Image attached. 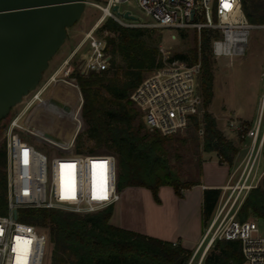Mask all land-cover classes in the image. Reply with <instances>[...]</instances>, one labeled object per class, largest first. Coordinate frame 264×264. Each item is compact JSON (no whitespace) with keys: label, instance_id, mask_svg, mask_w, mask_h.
Returning <instances> with one entry per match:
<instances>
[{"label":"built area","instance_id":"2783aa9c","mask_svg":"<svg viewBox=\"0 0 264 264\" xmlns=\"http://www.w3.org/2000/svg\"><path fill=\"white\" fill-rule=\"evenodd\" d=\"M129 0H108L95 3L103 12L87 31L65 61L55 71L50 82L63 71L67 77L74 70L70 60L83 46L86 54L80 71H103L110 67L111 53L106 36L97 30L107 16L118 19L113 6ZM139 6L154 18L153 26L177 30H194L201 37L203 30L212 32V54L225 65L235 55L247 50L253 24L248 20L241 0H137ZM117 13V14H116ZM170 57V56H169ZM164 59V64L153 70L135 87L130 98L142 110L146 126L162 135H173L195 122L204 135V98L201 90L202 61L193 64L180 58ZM68 68L66 69V66ZM76 85L74 81L70 82ZM48 85L36 88L33 98L5 124L4 143L7 153L8 212L0 215V264H44L49 235L36 225L19 219L21 208H56L78 213L96 212L121 199L117 188V159L112 153L77 152L75 139L82 127L80 104L73 110L76 131L65 143L46 138L44 130L35 128L28 117V109L35 103H47L43 93ZM264 104L258 119L244 136L250 139L246 151L237 164L230 165L226 183L218 187L220 196L213 215L194 251L191 262L206 245L205 253L217 239L241 241L242 264H264V236L254 218L241 220L238 212L249 192L257 187L264 168ZM61 115H67L60 112ZM231 129L239 131L235 120ZM23 131V132H22ZM29 133L39 140L58 146L59 153L49 155L26 137ZM222 157L219 156V160ZM261 171V172H260ZM17 210V215L14 211ZM201 258V260H202ZM201 262V261H200ZM200 264V263H199Z\"/></svg>","mask_w":264,"mask_h":264},{"label":"trees","instance_id":"16d2710c","mask_svg":"<svg viewBox=\"0 0 264 264\" xmlns=\"http://www.w3.org/2000/svg\"><path fill=\"white\" fill-rule=\"evenodd\" d=\"M241 1L248 20L263 24L264 0ZM102 22L98 30L114 34L106 36L112 54L110 67L103 71H72L83 94L81 115L86 124L83 133L75 139V150L114 154L120 192L130 186H143L151 190L154 200L161 202L160 187L171 185L182 196L184 190L201 184V180L182 179L169 162L167 142L171 135L149 130L140 118L142 110L130 98L145 73L164 64L162 53L158 46L149 43L147 28L124 25L112 16ZM195 33L196 46L190 52H177L168 59L180 58L189 64L202 61L203 148L217 152L223 162L232 164L239 147L217 126L208 109L214 97L215 80L212 32L203 30L201 37ZM190 127L197 128L195 118ZM6 167L4 146L0 149V215L8 212ZM219 196V188H204L203 226L211 219ZM113 213L114 205L90 213L30 207L19 209V219L48 233L49 264H188L191 261L195 249L180 241L116 225L111 221ZM251 216L264 219V176L238 212L241 220ZM243 260L240 240L217 239L200 264H242Z\"/></svg>","mask_w":264,"mask_h":264},{"label":"rangeland","instance_id":"374dc122","mask_svg":"<svg viewBox=\"0 0 264 264\" xmlns=\"http://www.w3.org/2000/svg\"><path fill=\"white\" fill-rule=\"evenodd\" d=\"M107 1L108 0H87L85 11L80 20L68 28V36L65 43L50 60L49 67L45 70L43 78L37 87L48 85L46 91L43 93V97L46 98L47 103L41 104L35 102L23 117V119L28 117V120L35 128L55 131L64 137L72 133L70 138H72L75 133L76 121L73 116H71L72 114L68 113V115L65 116L53 112L50 109L48 100L50 97L59 96L68 101V104L75 110L80 104V95L83 99L80 86L73 72L66 77L62 71L59 74V78L52 82H50V77L61 64H65V61L70 57L74 48L83 38L85 31L90 29L102 16V10L95 3L105 4ZM119 10L121 12L130 11L131 15L135 17L129 18L118 15L117 20L120 23L148 29L147 39L149 43L159 47L163 59L177 52H190L191 48L196 46L195 31L153 26L152 23L155 21L154 18L139 6L137 0L121 2L119 4ZM102 23L103 22H101V24ZM183 31L185 35L182 34ZM97 33L100 36L114 35L108 31L101 32L100 30H97ZM85 54L86 49L85 46H83L76 56L70 60V64H72L74 69L73 71H75V69L79 71ZM214 60V97L208 109L215 117L217 126L239 147V151L234 156L232 162L234 165L240 161L246 151V145L250 143V139L244 135L255 120L258 119L261 106L264 104V23L253 24L246 52L241 55H235L232 63L225 65L224 61H219L215 58ZM67 68L68 65L66 66V69ZM152 72L153 70L147 71L145 77ZM72 81H74L76 85L71 84L70 82ZM35 90L31 91L23 98L22 102L13 107L8 117L0 121V149L5 146L3 134L4 125L18 110L23 109L24 105L33 98ZM59 97L56 98L60 99ZM80 118L82 119V127L77 135L83 133L86 128L82 115ZM140 118L144 121L142 111ZM231 120H235L237 124L241 125L239 131L230 128L229 123ZM24 135L31 143L49 155L59 153L61 150L55 144L39 140L29 133H25ZM204 135L201 136L199 134L198 128L194 129L193 127H189L168 136L167 151L170 165L175 168L184 180H201L204 169L205 171H210L212 169L210 165H213V163L210 165L203 164L204 162L207 163L210 160H216L220 164L222 163L219 160L217 152H208L204 150ZM226 164L229 167L232 165L229 163ZM200 165H202V171H200ZM263 168L264 166H262L261 171ZM217 169L218 167L213 168L212 172L220 176L223 171L226 170V166L222 167V169L220 167L223 171ZM145 189L146 187L143 188V186H130V188L126 190V194L122 201L127 204L133 203L134 209L131 211L126 209L122 212V216L124 220L127 221L128 219L133 221V223L140 228L142 227L155 231L156 200H154L152 192L149 194ZM251 218L256 219L259 227V234L264 236V219L256 216H251ZM50 246V244L47 245L44 264H49L48 255L49 249L51 248ZM196 247L197 245H195L193 249H196ZM205 249L206 245L199 251L194 260L192 262L190 261L188 264H199Z\"/></svg>","mask_w":264,"mask_h":264},{"label":"water","instance_id":"95a60500","mask_svg":"<svg viewBox=\"0 0 264 264\" xmlns=\"http://www.w3.org/2000/svg\"><path fill=\"white\" fill-rule=\"evenodd\" d=\"M87 0H0V121L40 84L50 60L65 43L68 28L82 17ZM119 15L135 18L130 11ZM56 109L73 113L68 103L50 97ZM46 138L66 141L51 131ZM17 215V210L14 211Z\"/></svg>","mask_w":264,"mask_h":264},{"label":"crops","instance_id":"0c3cea01","mask_svg":"<svg viewBox=\"0 0 264 264\" xmlns=\"http://www.w3.org/2000/svg\"><path fill=\"white\" fill-rule=\"evenodd\" d=\"M63 65L64 64H61L55 71L60 70ZM64 101L68 103V101ZM50 109L53 112L60 114L59 111L53 108ZM51 132L58 135L65 141H68L72 135L71 133L69 135L67 134V137H64L55 131ZM211 163H213V165H210ZM203 164L210 165L212 169L210 171H205L204 169V174L201 178V184H197L186 189L182 196H179L171 185H163L160 187L159 196L161 202L155 201V231L142 227L140 228L138 225L136 226L133 221L128 219L127 221L124 220L122 212L126 209L129 211L134 209L133 203L127 204L126 202L122 201L124 195L126 194V190H128L130 187H127L121 191V199L114 205V213L111 221L116 225L137 230L162 239L171 240L174 242L180 241L183 245L189 248L195 247V245H197L201 240L206 227L203 226L202 219L204 188L220 187L226 183L230 171V167L226 163L220 164L216 160H210L209 162H204ZM213 166L218 167L217 170H221L222 167L226 166V170H221L223 173L218 176L212 172L213 168H215ZM145 191L149 194L151 193V190L148 188H146Z\"/></svg>","mask_w":264,"mask_h":264},{"label":"flooded vegetation","instance_id":"af4514ba","mask_svg":"<svg viewBox=\"0 0 264 264\" xmlns=\"http://www.w3.org/2000/svg\"><path fill=\"white\" fill-rule=\"evenodd\" d=\"M50 108H53V109H55V110H57V111H59V112H63V113H65V114H68L67 112L63 111L62 109H61V110H60V109H56V108H54V107L51 106V105H50Z\"/></svg>","mask_w":264,"mask_h":264},{"label":"bare ground","instance_id":"6f19581e","mask_svg":"<svg viewBox=\"0 0 264 264\" xmlns=\"http://www.w3.org/2000/svg\"><path fill=\"white\" fill-rule=\"evenodd\" d=\"M233 62V61H232ZM73 96V95H72ZM78 107V106H77ZM47 108V107H46ZM74 113V112H73ZM73 113H71L72 115L71 116H73V118H74V114Z\"/></svg>","mask_w":264,"mask_h":264}]
</instances>
